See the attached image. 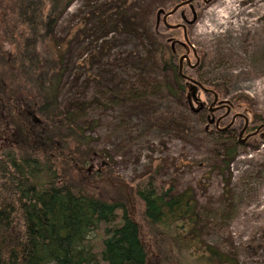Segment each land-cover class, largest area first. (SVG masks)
<instances>
[{
    "label": "trees",
    "instance_id": "1",
    "mask_svg": "<svg viewBox=\"0 0 264 264\" xmlns=\"http://www.w3.org/2000/svg\"><path fill=\"white\" fill-rule=\"evenodd\" d=\"M74 1L0 0V264H243L204 239L192 188L179 191L158 170L137 180L122 177L114 159L93 145L77 113L62 108L74 38H60L55 30ZM139 16L152 33L143 12ZM184 47L177 41L153 44L146 59L162 72L172 70L174 78L162 83L147 72L142 87L120 93L139 99L147 88L156 93L164 86L186 99L192 113L203 111L184 95L187 80L177 61ZM227 87L223 80L208 88L222 95ZM231 101L251 120L264 121L251 110L249 96L238 93ZM214 128L219 168L226 172L242 143L235 128ZM139 202L147 233L138 218Z\"/></svg>",
    "mask_w": 264,
    "mask_h": 264
},
{
    "label": "rangeland",
    "instance_id": "2",
    "mask_svg": "<svg viewBox=\"0 0 264 264\" xmlns=\"http://www.w3.org/2000/svg\"><path fill=\"white\" fill-rule=\"evenodd\" d=\"M182 1L75 0L55 30L60 38H74L61 106L77 113L93 145L114 159L119 175L137 180L158 170L161 179L176 182L179 191L192 188L205 223L204 239L234 253L243 264H264V128L240 144L238 156L223 172L217 157L220 140L206 117L213 116L224 128L235 112H246L232 107L228 117L221 109L209 114L214 95L186 78L185 98L191 95L193 109L203 104L201 112L192 113L186 99L164 86L156 93L147 88L148 94L139 99L120 93L126 87H142L147 72L162 83L172 80L174 72L152 67L146 50L156 42L177 41L185 44L179 65L183 55H189L192 64L199 57L194 68L183 61V74L206 88L212 82H228L217 105H232V96L244 93L253 101L251 110L264 115V0H195L183 5L167 22L185 24L193 47L185 42L182 28L169 29L164 23V15ZM133 3L136 6L129 8ZM142 12L152 33L140 22ZM263 122L251 120L247 134ZM243 126L242 118L233 124L237 132ZM137 212L147 233L140 202Z\"/></svg>",
    "mask_w": 264,
    "mask_h": 264
},
{
    "label": "water",
    "instance_id": "3",
    "mask_svg": "<svg viewBox=\"0 0 264 264\" xmlns=\"http://www.w3.org/2000/svg\"><path fill=\"white\" fill-rule=\"evenodd\" d=\"M194 1H195V0H183L182 2H180L179 4H177V5H176L171 11L167 12V13L164 15V23H165V26H166L167 28H169V29H178V28H182V29L184 30V32H185V34H184L185 42H186L190 47H193V45L190 44L189 39H188V37H187V27H186V25H185V24H175V25L169 24V23L167 22V18H168L170 15L174 14L176 11H178L179 8L182 7L183 5H187V4L189 5V4H192ZM210 1H211V0H204L205 3H209ZM193 51H194L195 56L197 57V54H196L195 50H193ZM184 60L187 61L188 66L194 68V67L199 63V57H197V62H196L195 64H192L189 55H187V54H186V55H183V56L180 58V65H179V66H180V74L182 75V77H184V78H186V79L192 81V82L195 83L196 85H198L201 89H203V91H205V92L211 91V90H209L208 88H206L201 82H199V81H197V80H195V79H193V78H191V77H189V76L183 74L182 70H183V61H184ZM211 92H212V91H211ZM218 100H219V95H218V93L214 92V101H213V103H212V106H215V105L217 104ZM202 106H203V104H201V107H202ZM226 106H227V108H228V113H229V112L231 111V107L228 106V105H226ZM218 108H219V107H217L216 109H218ZM210 109H211V111H214V110H215V108H213V107H211ZM228 113H227V114H228ZM239 116L244 117L245 120H246V124H245L243 130H242L241 133H240V138H239V139H240V142H241V143H244V142H245L250 136L257 135V134L261 131V129L264 128V123H263V124H261V125H259V126L257 127V129H256L255 132L250 133V134H248L245 138L241 139L243 133L245 132V130H246V129L248 128V126H249V118H248L246 115H243V114H235L234 117H233V121H232V123H230L229 126H231V124H233L234 121H235V119H236L237 117H239ZM226 128H228V127L221 128V130H224V129H226Z\"/></svg>",
    "mask_w": 264,
    "mask_h": 264
},
{
    "label": "flooded vegetation",
    "instance_id": "4",
    "mask_svg": "<svg viewBox=\"0 0 264 264\" xmlns=\"http://www.w3.org/2000/svg\"><path fill=\"white\" fill-rule=\"evenodd\" d=\"M194 55H195V54H194ZM187 65H188V64H187ZM187 80H188V79H187ZM208 89L212 91V92H211V91L206 92L208 95H214V92H216V91H214V90H212V89H210V88H208ZM216 93H217V92H216ZM218 95H219V94H218ZM219 97H220V95H219ZM226 102H227V101H226ZM226 105L230 106V107H231V110H232V106L227 102V103H224V104H222V105H220V106L217 105V104H216L215 106H213V108H215L214 111H211V109H210L211 107H209V108H208V112H209V113H213V112H215V111L221 109V110H226V112L228 113V108H227ZM217 107H219V108L216 109ZM204 109H205L204 105L201 107V104H200V110H204ZM227 113H226L225 117H228V116L230 115L231 111H230L228 114H227ZM235 114H242V113L235 112ZM235 114H234V115H235ZM234 115H233V117H234ZM243 115H246V116L249 118V116H248L247 114H243ZM210 118H211V119H210ZM237 118H242V119L244 120V126H245V124H246V120H245V118L242 117V116H239V117H237ZM237 118H236V119H237ZM208 119H210V121H213L212 124L214 123L215 126H216L217 128L221 129V128L219 127V125H218L219 123H218V122H215L213 116H212V117H211V116H208ZM236 119H235V121H236ZM220 121H222V118L219 119V122H220ZM232 121H233V119H232ZM232 121H231V123H232ZM235 121H234V123H235ZM250 122H251V119L249 118V126H248V128L245 130V132L243 133L242 137H243V136L246 137L248 134H250V133L247 134V132L249 131V129L252 128V127H250V126H251V125H250V124H251ZM234 123H233V124H234ZM233 124H231V126H229V127L226 128V129L234 128V127H233ZM244 126L242 127V130H243ZM256 129H257V128H256ZM235 130H236V129H235ZM242 130H241V131H242ZM262 130H263V129H262ZM241 131L238 132V139H239V137H240V133H241ZM254 136H256V135H254ZM251 137H253V136H250L249 138H251ZM249 138H248V139H249ZM248 139H247V140H248ZM239 140H240V139H239ZM245 142H247V141H245Z\"/></svg>",
    "mask_w": 264,
    "mask_h": 264
}]
</instances>
